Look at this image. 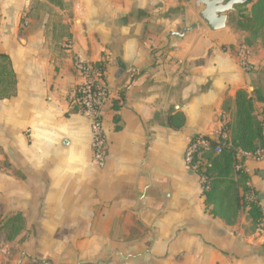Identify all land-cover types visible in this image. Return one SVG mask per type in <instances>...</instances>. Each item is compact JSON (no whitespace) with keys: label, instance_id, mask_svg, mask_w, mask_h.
<instances>
[{"label":"crops","instance_id":"1","mask_svg":"<svg viewBox=\"0 0 264 264\" xmlns=\"http://www.w3.org/2000/svg\"><path fill=\"white\" fill-rule=\"evenodd\" d=\"M185 1L0 0L16 79L0 99V264H264V218L258 230L245 211L233 224L213 216L184 163L195 135L231 136L237 90L260 120L264 40L245 45L235 13L209 30ZM77 59L101 63L109 90L102 167L89 120L69 105ZM243 162L264 209V158Z\"/></svg>","mask_w":264,"mask_h":264},{"label":"trees","instance_id":"2","mask_svg":"<svg viewBox=\"0 0 264 264\" xmlns=\"http://www.w3.org/2000/svg\"><path fill=\"white\" fill-rule=\"evenodd\" d=\"M247 5H250L248 12L243 13L244 10H240V7L238 17L232 24L235 29L247 33L244 44L250 46L258 39L264 40V0H246L243 6ZM96 65L103 69L101 63ZM15 89L16 79L11 62L6 54L0 53V99L12 97ZM183 121L182 114H175L170 119V124L177 128ZM205 137L208 139L209 149L201 153L199 159L205 162H201L198 174L205 178L202 192L206 208L227 224L235 223L240 213L245 211L252 226L257 227L264 218L258 194L246 185L245 175L234 170L237 150L252 152L263 144L260 122L254 115L253 96L243 89L235 93V114L229 145L221 146V151L215 153L214 149L221 145V135L217 139ZM235 174L238 179H235ZM250 195L254 197L250 198ZM9 220L19 223V215L16 214ZM8 225L12 232L17 226L10 221Z\"/></svg>","mask_w":264,"mask_h":264},{"label":"built area","instance_id":"3","mask_svg":"<svg viewBox=\"0 0 264 264\" xmlns=\"http://www.w3.org/2000/svg\"><path fill=\"white\" fill-rule=\"evenodd\" d=\"M69 45V44H68ZM67 45V46H68ZM235 56L241 68L248 72L252 69V64L248 60L245 46H239L235 51ZM75 67L82 77V81L75 86L69 98V105L81 112L90 122L91 132V159L97 166L102 167L106 159V140L102 129L101 110L109 99V90L103 80L104 71L95 64L84 62L80 59L75 61ZM261 136L263 144L252 152L236 151L234 170L243 171L245 157L264 158V113L260 117ZM221 145L214 149L215 153L221 151V146L229 145V138L221 134ZM209 149L208 139L205 135H195L187 144L184 151L185 167L191 172L198 173L201 162L200 156L203 151ZM200 176V175H199ZM201 189L204 176H200ZM250 195V198H253ZM259 230V226L257 227Z\"/></svg>","mask_w":264,"mask_h":264},{"label":"water","instance_id":"4","mask_svg":"<svg viewBox=\"0 0 264 264\" xmlns=\"http://www.w3.org/2000/svg\"><path fill=\"white\" fill-rule=\"evenodd\" d=\"M246 0H186L187 4L209 30L226 27L230 14H237Z\"/></svg>","mask_w":264,"mask_h":264},{"label":"rangeland","instance_id":"5","mask_svg":"<svg viewBox=\"0 0 264 264\" xmlns=\"http://www.w3.org/2000/svg\"><path fill=\"white\" fill-rule=\"evenodd\" d=\"M179 1H181V0H179ZM241 7V8H240ZM239 8H240V10H244L243 11V13H245V8H246V10H248V8H250V5L248 6V7H245V6H240ZM239 8H238V10H239ZM238 14H239V11H238V13L237 14H235V15H233L232 16V18H231V22L232 23H234V21H235V19L238 17ZM0 155H1V150H0ZM2 167H1V159H0V169H1ZM2 221L3 220H0V238L1 237H3L4 235H5V237L7 236V234L4 232V230H3V225H2ZM11 255H15V248L13 247V248H11Z\"/></svg>","mask_w":264,"mask_h":264}]
</instances>
